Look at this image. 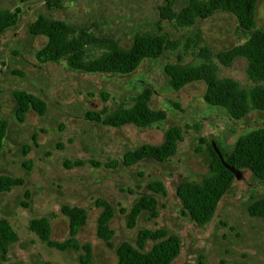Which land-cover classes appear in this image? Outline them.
I'll use <instances>...</instances> for the list:
<instances>
[{
  "label": "rangeland",
  "instance_id": "obj_1",
  "mask_svg": "<svg viewBox=\"0 0 264 264\" xmlns=\"http://www.w3.org/2000/svg\"><path fill=\"white\" fill-rule=\"evenodd\" d=\"M165 1L59 0L58 7L47 8L43 0H0V8L19 9L16 24L0 34V119L8 122L0 148V175L23 180L8 191H0V218L17 233V240L9 246L6 259L0 257V264H79L80 250L50 248L27 228L30 218L45 215L50 220L51 237L65 238L68 221L60 211L64 204L86 210V222L77 237L92 246L95 264H114V249L122 241L134 244L140 229L161 227L181 239L180 253L170 264H264V218L247 213L251 200L264 195V181L256 180L249 171L243 170L234 179L213 217L203 226L195 225L179 211L177 183L199 181L207 171L205 141L216 138L228 146L237 135L264 126V112L254 110L243 119L233 120L224 109L206 104L201 81L179 90L169 86L164 65L178 61V55L180 62L200 61L196 47L184 49L181 44L157 58L143 59L134 71L125 74L84 72L70 68L64 59L39 62L35 57L45 37L29 34L28 26L38 15L64 21L75 34L85 29L122 46H127L134 34L152 31L184 43L195 26L212 51L229 48L248 37L238 28L236 18L225 11L180 27L159 17L158 7ZM184 3L173 0V9ZM255 19L256 26L264 29V0L256 3ZM213 60L218 76L233 78L241 86L252 85L245 58L237 57L229 66L215 57ZM145 85L153 88L150 107L165 111L164 120L145 127H113L84 116L89 109L104 106L107 114L118 106L131 105ZM18 89L42 98L45 112L39 115L30 109L24 120L18 121L12 95ZM102 93H106L105 99ZM171 125H179L182 133L174 155L164 161L144 158L123 164L126 151L143 143L160 142ZM23 145H29L26 153L22 152ZM64 161L81 164L66 167ZM153 180L162 181L166 189L165 195H157L158 215L150 217L143 211L134 226L128 227L131 206L139 193L147 190L146 183ZM98 198L109 201L114 210L110 249L96 235L101 210L95 204ZM150 245L147 241L146 248Z\"/></svg>",
  "mask_w": 264,
  "mask_h": 264
},
{
  "label": "trees",
  "instance_id": "obj_2",
  "mask_svg": "<svg viewBox=\"0 0 264 264\" xmlns=\"http://www.w3.org/2000/svg\"><path fill=\"white\" fill-rule=\"evenodd\" d=\"M43 1L47 8L60 5L59 0ZM184 1L178 10H174L173 0H166L158 7L159 17L174 21L180 27H189L195 25L197 20L207 18L217 11H225L236 18L238 28L242 33L248 34V37L229 48L212 51L204 43L200 29L195 26L184 43L178 39H170L159 31H152L136 33L127 46H122L112 38L97 37L85 29L75 34V29L64 21L38 15L28 26L29 34L45 37V43L37 50L35 57L39 62H58L64 59L70 68L84 72L125 74L134 71L143 59L157 58L166 50H175L181 44L184 49L193 46L197 48L200 61L180 62L181 57L178 55V61L164 65V72L172 89L179 90L193 81L203 82L204 102L224 109L233 120L243 119L254 110L264 112V29L256 26L255 7L258 0ZM18 12V8L14 11L0 8V34L16 24ZM214 57L226 66L237 57L245 58V71L252 85L241 86L233 78L218 76ZM152 94L153 88L145 85L133 97L131 105L118 106L107 114L104 106L89 109L85 111L84 116L88 120L113 127L124 124L145 127L166 118L165 111L150 107ZM12 95L15 101L14 114L20 122L30 109L39 115L46 110L45 101L32 93L18 89L14 90ZM102 98H106V93H102ZM7 125V120L0 119V148ZM181 138V127L171 125L166 128L160 142L143 143L126 151L122 157L123 164L131 165L144 158L164 161L175 154L177 142ZM28 149L29 145H23L22 152L26 153ZM204 150L207 155L206 173L199 181L180 180L175 190L180 203V213L198 226H203L211 220L220 199L231 188L236 177L230 168L238 169L241 173L247 170L256 180L264 181V126L237 135L228 146L221 145L219 140L212 138L205 141ZM79 164L81 161H64L66 167ZM22 182L19 177L1 174L0 191H8ZM145 187L147 190L139 193L138 199L127 214L128 227L134 226L138 215L143 211H147L150 217L158 215L157 195L166 194L165 186L162 181L153 180L146 183ZM22 204L28 205L26 202ZM95 204L101 207L97 216L96 235L107 248H113L114 231L110 226L114 214L113 206L101 198L96 199ZM60 211L68 221L65 238L58 240L51 237L50 220L45 215L30 218L27 228L50 248L80 250L79 264H95L92 246L80 242L77 237L86 222V210L80 206L64 204ZM247 213L264 218V195L251 200L247 205ZM16 240L15 230L6 219L0 218L2 260L6 259L9 246ZM147 241L151 242L149 248H146ZM180 249L181 239L178 234L163 227L142 228L137 232L134 244L122 241L115 247L114 264H170L180 253Z\"/></svg>",
  "mask_w": 264,
  "mask_h": 264
},
{
  "label": "water",
  "instance_id": "obj_3",
  "mask_svg": "<svg viewBox=\"0 0 264 264\" xmlns=\"http://www.w3.org/2000/svg\"><path fill=\"white\" fill-rule=\"evenodd\" d=\"M230 169L234 173L236 178H239L241 176L242 173L240 172V170L234 168H230Z\"/></svg>",
  "mask_w": 264,
  "mask_h": 264
}]
</instances>
